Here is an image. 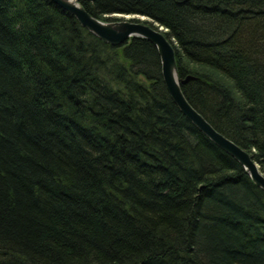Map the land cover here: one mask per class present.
<instances>
[{
    "label": "trees",
    "instance_id": "16d2710c",
    "mask_svg": "<svg viewBox=\"0 0 264 264\" xmlns=\"http://www.w3.org/2000/svg\"><path fill=\"white\" fill-rule=\"evenodd\" d=\"M78 1L162 27L190 103L264 172V0ZM157 51L0 0V264H264V191L181 112Z\"/></svg>",
    "mask_w": 264,
    "mask_h": 264
},
{
    "label": "water",
    "instance_id": "95a60500",
    "mask_svg": "<svg viewBox=\"0 0 264 264\" xmlns=\"http://www.w3.org/2000/svg\"><path fill=\"white\" fill-rule=\"evenodd\" d=\"M51 1L72 14L95 36L111 45H122L134 37L150 40L158 49L163 79L181 112L211 141L234 157L247 171L253 183L264 191V172L253 155L218 131L186 97L182 84L194 76L180 78L175 48L162 27L156 28L146 21V16L140 17V15H121L116 19H101L92 15L78 0Z\"/></svg>",
    "mask_w": 264,
    "mask_h": 264
},
{
    "label": "rangeland",
    "instance_id": "374dc122",
    "mask_svg": "<svg viewBox=\"0 0 264 264\" xmlns=\"http://www.w3.org/2000/svg\"><path fill=\"white\" fill-rule=\"evenodd\" d=\"M117 16H119V15H117ZM127 16V15H126ZM140 17H142V15H140Z\"/></svg>",
    "mask_w": 264,
    "mask_h": 264
},
{
    "label": "bare ground",
    "instance_id": "6f19581e",
    "mask_svg": "<svg viewBox=\"0 0 264 264\" xmlns=\"http://www.w3.org/2000/svg\"><path fill=\"white\" fill-rule=\"evenodd\" d=\"M158 52V51H157ZM159 55V54H158ZM184 86V85H183Z\"/></svg>",
    "mask_w": 264,
    "mask_h": 264
}]
</instances>
